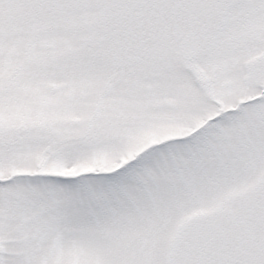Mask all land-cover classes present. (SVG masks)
<instances>
[{
	"label": "snow or ice",
	"instance_id": "6c2138e0",
	"mask_svg": "<svg viewBox=\"0 0 264 264\" xmlns=\"http://www.w3.org/2000/svg\"><path fill=\"white\" fill-rule=\"evenodd\" d=\"M0 264H264V0H0Z\"/></svg>",
	"mask_w": 264,
	"mask_h": 264
}]
</instances>
